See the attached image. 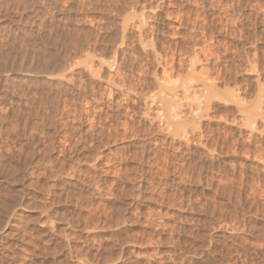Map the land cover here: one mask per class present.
I'll return each instance as SVG.
<instances>
[{
	"label": "rangeland",
	"instance_id": "obj_1",
	"mask_svg": "<svg viewBox=\"0 0 264 264\" xmlns=\"http://www.w3.org/2000/svg\"><path fill=\"white\" fill-rule=\"evenodd\" d=\"M0 5V264H264V0Z\"/></svg>",
	"mask_w": 264,
	"mask_h": 264
},
{
	"label": "bare ground",
	"instance_id": "obj_2",
	"mask_svg": "<svg viewBox=\"0 0 264 264\" xmlns=\"http://www.w3.org/2000/svg\"><path fill=\"white\" fill-rule=\"evenodd\" d=\"M26 1H27V0H26ZM46 1H47V0H46ZM32 2H33V1H32ZM32 2H31V3H32ZM1 5H2V4H1ZM1 5H0V6H1ZM0 12H1V11H0ZM135 15H136V14H135ZM128 18H130V17H128ZM131 20H132V19H131ZM127 21H128V20H127ZM129 21H130V19H129ZM129 21H128V22H129ZM142 22H143V21H142ZM125 24H126V22H125ZM127 25H128V23H127ZM127 25H125V26H127ZM131 26H132V25H131ZM137 26H138V25H137ZM127 27H129V26H127ZM127 27H126V29H127ZM124 28H125V27H124ZM123 31H124V29H123ZM129 31H130V30H129ZM142 34H143V33H142ZM141 36H142V35H141ZM126 38H127V37H126ZM140 39H141V38H140ZM142 45H143V44H142ZM144 46H146V45L144 44ZM146 48H147V47H146ZM114 56H115V55H114ZM155 56H156V55H155ZM92 58H93V57H92ZM94 58H95V57H94ZM89 59H90V58H89ZM91 60H92V59H91ZM193 60H195V59H193ZM193 60H190V61H191V62H190V66H191L193 69L188 70L187 73H186V75L183 74L184 77H185V79H182L181 77H180V79H182V80H188V81L191 80V82H193L192 80H194L195 78H197V77H196L197 75H196V74L194 73V71H193V70H194V67H193V66H194V62H193ZM96 61H97V60H96ZM109 61H111V60H109ZM188 61H189V60H188ZM186 63H187V62H186ZM92 65H94V64H92ZM188 65H189V64H188ZM88 68H89V67H88ZM90 68H92V67H90ZM90 68H89V69H90ZM189 68H190V67H189ZM93 69H94V68H93ZM91 72H92V71H91ZM170 72H171V71H170ZM93 73H94V72H93ZM89 74L92 75V73H89ZM168 74H171V73H168ZM168 74H166V77L168 76ZM181 74H182V73H181ZM169 77H170V75H169ZM203 78H204V80H206L205 77H203ZM208 78H209V77H208ZM177 80H179V78H177ZM196 80H197V79H196ZM208 80H209V79H208ZM208 80H207V81H208ZM209 81H210V80H209ZM191 82H189L188 84L185 83V84H187V85H186L187 90H188V88H190L191 86L194 87V85H190V87H189V84H192ZM168 83H169V82H168ZM206 83H207V82H206ZM206 83L203 84V82H202L203 87H205L204 85H205ZM209 83H210V82H209ZM170 84H171V82H170ZM170 84H169V85H170ZM193 84H194V82H193ZM213 84H214V83H213ZM170 86H171V85H170ZM200 86H201V85H200ZM206 86L208 87L209 84L207 83ZM182 87H183V86H182ZM192 87H191V89H192ZM169 88H170V87H169ZM183 88H185V87H183ZM195 89H196V88H195ZM206 89H207V88H206ZM171 90H172V89H171ZM171 90L169 89V91H171ZM184 90H185V89H184ZM193 90H194V88H193ZM188 91H189V90H188ZM172 92H173V91H172ZM213 92H214V91H213ZM192 93H193V92H192ZM208 93H209V92H208ZM196 96H197V95H196ZM194 97H195V96H194ZM236 98H238V97H236ZM192 99H193V98H192ZM190 100H191V99H190ZM192 101H193V100H192ZM194 101H196V103H195V105H194V104H193V105H194V107H196V109H197L198 106L200 107V105H201L202 102H201V100H198V99H197V100H194ZM238 101H239V100H238ZM236 102H237V101H236ZM192 103H193V102H192ZM186 104H187V102H186ZM190 104H191V102H190ZM190 104H189V106H191ZM1 105H2V104H1ZM255 105H256V104H255ZM255 105H254V106H255ZM166 106H167V105H166ZM175 106H176V105H175ZM175 106H174V107H175ZM187 106H188V105H187ZM190 108H192V106H191ZM201 108H202V105H201ZM251 108H252V107H251ZM173 109H174V108H173ZM252 109H253V108H252ZM176 110H177V109H176ZM192 110H194V108H193ZM204 110H205V109H204ZM204 110H203V111H204ZM255 110H256V109H255ZM190 111H191V110H190ZM199 111H200V110H198L197 112H199ZM203 111H202V113H203ZM192 112H193V111H191V116H192ZM174 113H177V112H174ZM250 113H251V112H250ZM194 114H195V116H198V115L200 114V112H199L197 115H196L195 112H194ZM243 114H244V113H243ZM243 114H242V115H243ZM174 115H175V114H174ZM169 116H170V114H169ZM172 116H173V115H172ZM172 116H171V117H172ZM192 117H193V116H192ZM258 117H259V116H258ZM185 118H186V117H185ZM245 118H246V117H245ZM263 118H264V117H263ZM165 119H166V118H165ZM171 119H174V117L171 118ZM179 119H180V118H179ZM186 119H187V118H186ZM199 119H200V118H199ZM177 120H178V117H177ZM260 120H261V119H260ZM165 121H166V120H164V122H165ZM187 121H188V120H187ZM190 121H191V120H190ZM192 121H193V119H192ZM245 121H246V120H245ZM181 122H182V121H181ZM173 123H175V122H173ZM177 123H178V122H177ZM191 123H193V122H191ZM194 123H197V122L194 121ZM243 123H244V122H243ZM243 123H242V124H243ZM245 123H246V122H245ZM178 124L181 125L182 123H178ZM186 124H187V123H186ZM198 124H199V123H198ZM0 125H1V124H0ZM167 125H168V124H167ZM180 125L177 126L176 124H173V126H176V127H177V131H178V127H179ZM244 125H245V124H244ZM246 126H247V125H246ZM168 127H169V126H168ZM180 127H181V126H180ZM180 127H179V128H180ZM197 127H198V126H197ZM197 127H195V129H196ZM191 128H192V127H191ZM191 128H190V129H191ZM193 128H194V127H193ZM174 130H175V129H174ZM182 130H184V129L182 128ZM172 131H173V130H172ZM189 131H190V130H189ZM180 132H181V131H180ZM184 132H185V131H183V133H184ZM196 132H197V131H196ZM173 133H174V131H173ZM177 133H178V132H177ZM185 134H186V133H185ZM178 135H179V134H178ZM192 135H193V134H192ZM184 136H185V135H184ZM177 137H178V136H177ZM179 137H180V136H179ZM185 137H186V136H185ZM263 170H264V169H263ZM6 223H7V222H6Z\"/></svg>",
	"mask_w": 264,
	"mask_h": 264
}]
</instances>
